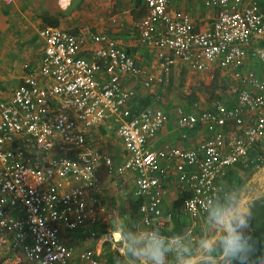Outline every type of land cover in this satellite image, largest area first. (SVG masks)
I'll use <instances>...</instances> for the list:
<instances>
[{
    "label": "built area",
    "instance_id": "2783aa9c",
    "mask_svg": "<svg viewBox=\"0 0 264 264\" xmlns=\"http://www.w3.org/2000/svg\"><path fill=\"white\" fill-rule=\"evenodd\" d=\"M144 1L148 12L138 24L139 42L155 51L160 74L145 72L106 33L75 34L46 25L40 30L45 49L39 68L25 64L22 82L0 100V264H107L93 249L67 244L63 233L97 226L105 210L91 192L101 185L98 168L104 164L110 171L113 161L88 142L87 134L108 119L125 149L117 172L133 173L140 225L163 233L173 222V213L164 209L172 173L188 192L183 211L194 227L206 194L221 187L230 166L264 142L259 2L202 0L215 16L198 29L190 12L172 9L171 0ZM58 2L67 8L73 0ZM251 57L259 68L246 70ZM178 60L199 71L219 64L235 81L234 102L218 97L207 109L198 101L193 110L176 108L183 138L199 126L211 131L196 147L159 146L158 133L169 120L162 96L132 111L137 90L125 85L126 76L143 77V88L163 83Z\"/></svg>",
    "mask_w": 264,
    "mask_h": 264
},
{
    "label": "crops",
    "instance_id": "0c3cea01",
    "mask_svg": "<svg viewBox=\"0 0 264 264\" xmlns=\"http://www.w3.org/2000/svg\"><path fill=\"white\" fill-rule=\"evenodd\" d=\"M94 1H96V3H99L101 5H102V1H105L104 3H106L107 5V9L105 10V12L108 11L111 12L110 15L108 16V19L111 23H113V25L117 26V29L111 26L112 24L108 25L107 23H105L104 21L105 16H103V11L100 9L97 10V6L93 4ZM111 1H116V0H111ZM111 1L85 0V3L82 4V2L78 3V0H73V5L70 7L71 10H69L70 12L64 13L63 11L66 10L69 6L67 8H62L59 5L58 0H13L12 2H6L4 0H0V100L9 98L14 88L22 82V78L24 74L27 72L26 71L27 69L25 68V64H28L29 70H37L39 68L41 58L43 57L44 49H45V42L40 34V30L46 25L58 26L75 34H88L91 32L106 33L111 38L117 40L118 44L128 53H130L129 51L132 48L129 45V43L126 41L125 37H123L124 35H126V32L129 27L127 25V22L130 23V21L127 20L128 16H126L121 10L129 7L142 8L144 10V13L142 14L143 17L147 14L148 7L144 0H117L119 3H117V5L115 6L112 5V9L110 11L109 5L111 6ZM257 1L259 2L260 7L264 12V0H257ZM170 7L172 9H184L189 11L190 14L192 15L194 25H196L198 29L207 28L215 16V10L204 7L202 0H196V1L171 0ZM86 8H91V9L93 8V12H89V13L86 12L85 10ZM70 14L73 17V19L69 24H67V22H65L63 19H67L66 16ZM120 27H122L123 29L122 31H120ZM86 28L87 29L90 28L92 31H86V33H80L82 30ZM259 40H258V44H259ZM140 45L142 44L140 43ZM130 54L133 55L132 53ZM134 57L138 62L137 57L136 56ZM250 59L251 58H248L247 61H245L244 67L246 70L251 68L256 69L255 68L256 64L251 62ZM142 68L143 70H145V72L149 71V72H154L155 74H160L156 57H155L154 67L152 69L148 67L146 69L144 68V66ZM182 69L193 70L194 72L192 73L196 75L206 71L212 72L213 69L221 70L223 68H221L219 64H214L210 69L206 71H199L197 69L192 68L187 63L178 60L177 64L173 67L171 73L180 72ZM228 73L232 78L231 73L230 72ZM212 74L213 76L215 75L214 73ZM142 78L143 77L132 78L131 76H126L125 85L134 88L132 83L135 81L131 82V80L138 79L140 81V86L143 87ZM168 78L169 76L165 79L163 83H156L153 86L166 83L168 81ZM41 80L43 79L41 78ZM234 83L235 81L233 80V82L230 83L229 87H232ZM218 97L224 98V94H221L215 98ZM153 98L154 96L150 100L149 104L152 102ZM235 98L236 97L234 94V97L229 101L234 102ZM195 102L196 101L194 100V103ZM162 106L167 111L169 115V120L158 133L157 139L159 146L178 145L186 148L196 147L210 136L211 131L208 128H206L205 126H199L195 129L188 130L186 132L188 137L183 138L182 136L183 132L177 124L176 108L182 106L186 110H193L194 109L193 103L190 106L186 104L185 105L178 104L173 106L171 109H170L171 106L167 107V104L163 103ZM99 127H108L109 129H111L112 134L115 135L116 137L115 142L119 144L120 147H122L123 150L122 161H123L125 157V149L122 139L116 133V124L114 120L108 119L103 124L95 126L92 129H90V131L87 134L88 142L91 145H94L95 147L99 148L104 154H106L102 147L91 143L89 140V135L92 134L93 131L98 130ZM263 145L264 142L253 146L250 152L247 154V156L241 158L237 163L230 166L228 168L227 174L220 180L221 186H223L225 183L228 182L235 183L240 179H244L250 173V170L259 169L260 171L264 172V168L261 167V165H264V158L260 162L256 161L257 157L259 156V152H261L259 150H261L264 147ZM108 156L110 157V155ZM112 167L113 169L110 170L113 171L111 181L110 178H108V172H109L108 167L102 164L98 168L97 174L99 179L101 180V185L97 190L91 192V194L94 196L96 201L105 209L99 215L102 223L104 222V219H107V215H108V207H107L108 193L110 192L111 188H113V190L118 189L117 184H119L120 178L123 179V181L126 183L128 187V191L130 192V196L132 197L131 200L136 204L137 207V209L135 208V212L136 210L138 212V201L133 196V173L126 172L124 174H119L117 172V166L116 165L114 166L113 164ZM167 183L169 188V194L164 201V209L167 212L171 211L172 213H174V211L177 212L176 211L177 207L174 206V202L178 199L180 195L181 196L183 195L185 200V198L188 195V192L186 189L182 188V186L177 182L175 173H172V175H170L167 178ZM263 205L264 204L258 205L254 210V216L252 218L253 222L255 223H258L260 221L264 222V219H262L261 216L262 213L260 211V208ZM181 207L183 211V204L181 205ZM113 208L114 211H116V208L115 207ZM184 215L189 219L191 224V227L187 228L186 231L189 234H191V230L194 231L195 228L193 229L190 218L185 213ZM196 222H197L196 225H200V218L197 219ZM112 223H116L117 228L115 229H118V220L117 222H115L112 219ZM88 229H89L88 227L86 228L82 227L73 231H65L63 233V240L67 244H72L76 246V244L74 243L75 242L74 239L78 240L83 237L85 238L89 236L87 235ZM197 229L198 227H196L195 231ZM113 233L114 236L116 235V233H118L119 237L116 236L115 237L117 240H120L119 238H121L122 236L121 232L116 230V232L114 231ZM110 238H112V236ZM77 248L78 249L91 248L94 251H96L106 261V259L102 255L101 250L98 248H96L97 250L89 246L77 247ZM120 248L122 249V247ZM106 263L109 264L107 261ZM76 264H87V263H82L77 261Z\"/></svg>",
    "mask_w": 264,
    "mask_h": 264
},
{
    "label": "clouds",
    "instance_id": "9594fccd",
    "mask_svg": "<svg viewBox=\"0 0 264 264\" xmlns=\"http://www.w3.org/2000/svg\"><path fill=\"white\" fill-rule=\"evenodd\" d=\"M264 168V165H261ZM264 204V172L210 190L193 233L158 227H125L113 264H264L250 233L254 210ZM115 221V220H114ZM116 228V224H115Z\"/></svg>",
    "mask_w": 264,
    "mask_h": 264
},
{
    "label": "rangeland",
    "instance_id": "374dc122",
    "mask_svg": "<svg viewBox=\"0 0 264 264\" xmlns=\"http://www.w3.org/2000/svg\"><path fill=\"white\" fill-rule=\"evenodd\" d=\"M81 2L82 4H84L85 0H78V3ZM104 2L105 1H102L101 5L94 1L93 4L97 6V10L100 9L103 11V16H105V23H107L108 25L112 24L111 26L117 29V26L113 25V23H111L108 19V16L111 12H105V10L107 9V5ZM117 3H119L117 0L111 1V6L109 5L110 11L112 9V5L115 6L117 5ZM72 5L73 2L63 12H70L69 10H71L70 7ZM85 10L88 13L93 12V8H86ZM121 11H123V13L128 16L127 20L130 21V23L127 22V25L129 27L126 35L123 36L132 48L129 52L137 57L140 66H144V68L146 69L147 67L152 69L155 62V51L144 45H140L139 42L138 24L140 18L142 17V14L144 13V10L142 8L129 7ZM66 18L67 19L63 20L67 22V24H69L73 19L71 14L66 16ZM122 30V27H120V31ZM86 31L92 30L90 28H86L80 33H86ZM252 56L254 57V55ZM250 60L251 62L256 64L255 68H258L259 63L256 62L252 57ZM192 72L194 71L190 69H182L180 72L170 73L168 81L166 83L155 85L148 89L141 87L140 81L138 79H132L131 82L135 81L132 83V85L137 90L138 96L132 100L131 107H134V109H141L145 107L147 104H149L154 94H160L163 97L162 101H164L162 102V104H167V107L171 106L170 109L178 104H186L190 106L192 103H194V100L200 102V108L207 109L211 107L212 99L221 94H224V98L226 99H230L231 97L233 98V92H231V88L229 87L230 83L233 82V80L226 69H213L212 72L206 71L196 75H194ZM212 73H214L215 75L213 76ZM89 140L91 143L102 147L104 149V152L110 155L114 166L116 165L118 167L121 164L123 150L122 147H120V145L115 142L116 137L112 134L111 129H109L108 127H99L98 130L93 131L92 134L89 135ZM259 151H261L259 152V155L264 157V147ZM112 173L113 171L108 172V178H110V181L112 180ZM117 185L118 189L113 190V188H111L110 192L108 193L107 219H104L103 223L100 219L97 226H89V229L87 230V235L89 236L85 238L83 237L78 240L74 239V243L77 247L89 246L94 249H100L103 257L109 264H113V257L117 253H119L120 256L124 255L123 248H120L121 238H119L120 240H117L116 237H119V234L116 233L115 237L113 232H116L117 230L122 234L125 227H141L137 210L135 212V208L137 209L136 204L131 200L132 197L130 196V192L128 191L126 183L123 181V179L120 178L119 184ZM183 197V195H180L178 199L181 200L183 199ZM113 207L116 208V211H114ZM181 208V205L178 206L176 211L179 213V217L186 219L187 217L184 215ZM112 219L115 220V222H117L118 220V229H115L114 226L116 223H112ZM187 221V228H189L191 227V224L188 218ZM198 226L200 225H196L195 227H193V229H196V227ZM172 227L173 224L169 227L168 230L172 229ZM194 231L191 230V233ZM111 236L112 238H110Z\"/></svg>",
    "mask_w": 264,
    "mask_h": 264
},
{
    "label": "trees",
    "instance_id": "16d2710c",
    "mask_svg": "<svg viewBox=\"0 0 264 264\" xmlns=\"http://www.w3.org/2000/svg\"><path fill=\"white\" fill-rule=\"evenodd\" d=\"M259 44L264 46V38L259 40ZM150 49H152V48H150ZM138 110H140V109H134V107H132V111H138ZM183 201H184V197L181 200L177 199L174 202V206L178 207V206L182 205ZM260 211L262 213V215H261L262 219H264V205L260 208ZM172 224H173L172 229L165 231V233H169V232H172L174 230H181V229L186 230L188 227L187 218L185 219V218L179 217L178 212L173 213V223ZM250 233L253 237V240L256 242L257 255L264 253V222L260 221L258 223H255L251 220Z\"/></svg>",
    "mask_w": 264,
    "mask_h": 264
}]
</instances>
